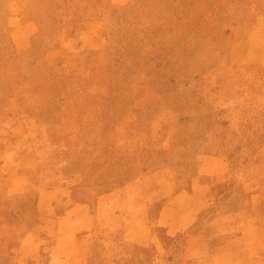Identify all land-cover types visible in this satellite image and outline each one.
I'll list each match as a JSON object with an SVG mask.
<instances>
[{
  "label": "rangeland",
  "instance_id": "obj_1",
  "mask_svg": "<svg viewBox=\"0 0 264 264\" xmlns=\"http://www.w3.org/2000/svg\"><path fill=\"white\" fill-rule=\"evenodd\" d=\"M13 112L25 135L1 156L31 149L30 181L76 199L127 182L134 199L156 171L190 189L225 158L176 235L153 206L154 244L100 236L89 264H264V0H0V121ZM17 209L29 223L32 199Z\"/></svg>",
  "mask_w": 264,
  "mask_h": 264
},
{
  "label": "crops",
  "instance_id": "obj_2",
  "mask_svg": "<svg viewBox=\"0 0 264 264\" xmlns=\"http://www.w3.org/2000/svg\"><path fill=\"white\" fill-rule=\"evenodd\" d=\"M12 110L9 107V112ZM11 116L0 121V148L11 139L22 140L25 135V123L16 113ZM1 152L0 149V213H8L14 228L9 236L0 227V264H4L3 257L9 250L17 264H38L45 249L46 264H89L93 241L100 236L128 245L150 246L155 243L149 223L150 207L158 208L155 224L167 235H176L191 222L190 209L195 208L192 201L198 198V190L208 188L201 174L206 170L203 175L220 178L227 171L225 158L214 157L209 168L201 167L198 161L190 189H177L171 176L156 171L148 176L150 189L144 190L145 179L141 183L142 195L135 194L134 199L136 189L131 182L95 194L91 199H76L73 187L60 183L38 186L30 181L27 172L37 168V157L31 149H17L8 161ZM23 198L33 201L34 216L29 223L17 209ZM11 240L14 242L10 243Z\"/></svg>",
  "mask_w": 264,
  "mask_h": 264
}]
</instances>
